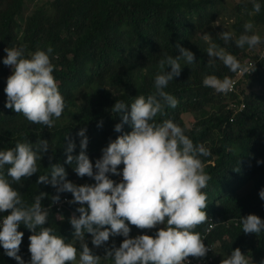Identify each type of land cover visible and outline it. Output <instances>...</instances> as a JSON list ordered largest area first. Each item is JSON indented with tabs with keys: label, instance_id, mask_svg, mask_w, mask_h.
I'll use <instances>...</instances> for the list:
<instances>
[{
	"label": "trees",
	"instance_id": "trees-1",
	"mask_svg": "<svg viewBox=\"0 0 264 264\" xmlns=\"http://www.w3.org/2000/svg\"><path fill=\"white\" fill-rule=\"evenodd\" d=\"M24 2L0 0V149L14 147L17 141H29L34 147L40 139L48 141L49 148L36 161L37 172L21 177L19 182L13 181V187L29 204L39 192L46 193L41 203L48 208L49 215L43 226H51L58 235L71 240L74 227L69 217L79 216L75 211L79 204L69 203L71 192H61L57 201L64 204L58 213L59 207L53 206L57 201L51 199L57 194L56 188L38 183L39 175L48 172L52 164H60L65 168L66 179L78 185L94 183V178L75 173V161L65 162L69 141L75 142L72 154L78 155L81 137L77 133L85 128L86 152L94 164L110 139L132 130L129 123H124L120 132L114 130V125L122 119L111 111L115 101L130 103L136 95L153 92L154 76L160 71L159 61L168 55H177L176 45L180 44L194 53V61L185 65L181 59L180 75L165 88L177 99V104L174 108L165 104L163 115L157 113L154 119L158 122L172 119L194 145L202 144L209 151L207 156H200L204 171L210 177L202 189L206 194L207 218L193 231L203 237L213 218L216 226L209 235L210 243L218 245L224 255L239 247L250 261L252 258L259 264L264 258V230L258 234L243 232L240 216L253 213L261 217L264 212V200L258 194L264 188V163L257 164V159H264V38L261 36V43L253 48L244 46L254 56L249 61L256 64V75L247 79L248 93L242 90L241 94V86L233 93H221L202 84L204 75L214 73L222 78L234 73L218 58L208 63L211 58L204 50L207 43L196 35L206 31L212 35L213 42H224L212 26L217 18L224 16L222 9H228L224 0H52L28 15L22 14ZM260 3L259 12L253 10L250 0H243L236 11L230 10L233 38L228 42L235 45V38L245 31L243 25L248 17L264 25V0ZM49 45L53 49L49 53L53 75L65 101L61 116L54 118L50 129L5 106L4 88L12 66L3 63L6 47H22L27 56L37 48L46 50ZM243 50L237 46L231 49L242 63L245 62ZM170 70L171 66L165 64V71ZM185 113L194 115L198 122L189 127L182 118ZM117 167L122 168L123 164ZM108 175L112 179L122 177ZM10 211L4 210L0 216ZM129 226L131 237L150 229ZM163 226H153L148 234L154 235ZM18 231L23 232L18 255L28 261V237L33 230L21 223ZM91 236L85 233V242L100 257L105 255L106 248L113 244L118 247L125 238L118 235L117 241L94 246ZM209 258L210 255L206 260ZM0 264L19 262L0 246Z\"/></svg>",
	"mask_w": 264,
	"mask_h": 264
},
{
	"label": "clouds",
	"instance_id": "clouds-1",
	"mask_svg": "<svg viewBox=\"0 0 264 264\" xmlns=\"http://www.w3.org/2000/svg\"><path fill=\"white\" fill-rule=\"evenodd\" d=\"M252 7L259 12L260 0H252ZM252 20L244 23L245 31L235 38V45L228 42L233 38L230 30L219 34L224 41L219 44L212 41L208 32L201 34V39L207 43L204 50L211 58L208 63H213L212 58H218L231 72H244L239 81L232 80L228 75L221 78L214 73L206 74L202 79L204 86L216 92L233 93L244 83L246 75H252L249 64H256L249 59H254V56L244 46L253 48L262 41L257 32L249 31L253 29V23H257ZM235 46L244 49V63L231 53ZM176 48L177 55H168L159 61L160 71L154 76L153 92L146 96L136 95L130 103L120 99L115 101L111 111L121 115L122 119L114 125V130L120 132L124 123H129L132 130L110 139L94 164L86 152L88 137L85 128L77 133L81 137L78 155L72 154L76 145L74 141H69L65 162L75 161V173L94 178V183L78 185L66 179L67 173L60 164H52L48 172L39 175L38 183H48L56 188L57 194L51 197L53 201L60 199L59 193L68 191L72 193L69 203L79 204L75 210L79 216L73 214L69 217L74 227L71 240L58 235L51 226H43L49 215L48 208L41 203L46 193L39 192L29 204L13 187V181L19 182L21 177L37 172L36 161L49 148L48 141L40 139L35 147L29 141H17L14 147L0 149V213L11 210L9 214L0 216V246L8 256L14 257L19 264L104 262V259L100 260L103 256L94 254L85 242V233L92 234L94 246L110 240L117 241L118 235L125 237L118 247L113 244V247L106 248L104 257H110L112 264H187L189 255L192 258L206 256L209 249L203 240L206 233L201 237L193 229L207 218L206 194L202 189L210 177L204 171L200 156H207L209 151L202 144L194 145L184 129L172 119L159 122L154 119L157 113L163 115L165 104L173 108L177 104V99L165 88L170 80L180 75L181 59L185 65L194 61L191 50L180 44ZM4 51L7 55L3 57V63L12 66L4 88L7 97L5 106L22 113L27 120L47 125L50 129L55 123L54 118L60 117L65 108L64 98L53 75L54 66L50 62L51 45L46 50L37 48L27 56L22 47H6ZM165 64L171 66L170 71H165ZM121 163L123 167L118 168ZM260 163H264V159H257V164ZM5 165H8L7 175ZM109 173L122 177L112 179ZM258 194L264 200V188ZM63 204V201L53 204L59 207L58 213ZM263 218L264 212L261 217L253 213L240 216L243 232L260 233L264 230ZM21 223L33 230L28 237V261L18 255L23 236V232L18 231ZM130 224L139 228H151L157 224L164 226L158 228L154 235L142 233L131 237ZM106 225L109 227H104ZM209 235L208 244L215 247L210 243ZM99 250L104 252L102 248ZM220 264L255 262L236 247L224 256ZM259 264H264V258Z\"/></svg>",
	"mask_w": 264,
	"mask_h": 264
},
{
	"label": "rangeland",
	"instance_id": "rangeland-1",
	"mask_svg": "<svg viewBox=\"0 0 264 264\" xmlns=\"http://www.w3.org/2000/svg\"><path fill=\"white\" fill-rule=\"evenodd\" d=\"M48 1H52V0H25L24 2V6H23V15H28L29 13H31L33 10H35L38 6L48 2ZM226 2V5L228 4V9H222V13L224 14V16L219 17L216 19L215 22L212 23V26L214 28V30L216 31V33H218V35L222 32V29L230 30L232 31V25H233V21L230 19L233 13L232 11H230L231 9H234V11L237 10V6L238 4H240L243 0H224ZM252 2V0H250ZM226 7V6H225ZM230 16V17H228ZM246 21H252V18L248 17L246 19ZM196 25V24H195ZM252 31L257 32L260 36H262L264 38V26L259 25L257 23H253V29H251ZM201 33H199L198 35H196L197 39H201ZM211 39H212V35L210 34ZM247 56H250L251 54L245 53ZM255 66L252 64H249V71L251 74H255L256 70H255ZM244 73V72H243ZM242 72H238V73H234L232 76H229L232 80H237L239 81L241 79V77L243 76ZM256 75V74H255ZM251 75H246L245 77V81L244 83L240 84L241 89H240V93L243 94L241 91L244 90L245 92H247V79L250 77ZM263 90V89H262ZM248 93V92H247ZM215 108H217L215 106ZM183 120L187 123V125L189 127L193 126L194 123L198 122L195 118L194 115L190 114V113H185L182 116ZM110 176V175H109ZM111 177V176H110ZM153 230V227H151L150 229L145 230L143 233L148 234V232L150 230ZM110 238V237H109ZM214 250L213 252H211V254L215 257L216 262L215 264H219V261L222 260L224 258L223 252L218 248V245H216L215 247H213ZM105 255H103L102 259H104V264H112L111 259H108L106 257H104ZM187 258H192V255H189Z\"/></svg>",
	"mask_w": 264,
	"mask_h": 264
},
{
	"label": "built area",
	"instance_id": "built-area-1",
	"mask_svg": "<svg viewBox=\"0 0 264 264\" xmlns=\"http://www.w3.org/2000/svg\"><path fill=\"white\" fill-rule=\"evenodd\" d=\"M120 180H116V182H119ZM210 220L212 221V223H210L207 229L206 235L203 238L205 245L209 247L207 253L205 254L206 256L204 258H201V257L186 258L187 264H215L213 263L215 257L211 255V252H213L214 248L213 246L208 244L207 235H209L214 230L216 223L213 222L214 221L213 218H211ZM209 255H210V258L206 260V258H208Z\"/></svg>",
	"mask_w": 264,
	"mask_h": 264
}]
</instances>
